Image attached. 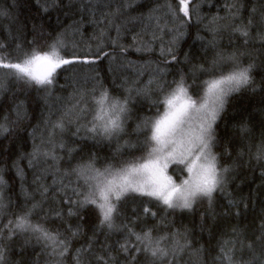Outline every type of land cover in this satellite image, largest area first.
<instances>
[{"label":"trees","instance_id":"trees-1","mask_svg":"<svg viewBox=\"0 0 264 264\" xmlns=\"http://www.w3.org/2000/svg\"><path fill=\"white\" fill-rule=\"evenodd\" d=\"M169 5L177 7L178 0H132L130 5H122L117 0H91L90 3L86 0L84 4L74 0L71 6H68V0H58V6H53L51 2L45 4L44 0H40V3L37 0H0V41L5 46L3 54L12 59L15 58L12 54L16 51V44L27 46L35 41L37 47H43L57 37L65 40L67 48L62 54L66 53L69 57L73 54L94 57L98 48L109 54L95 64L77 63L66 66L67 70H59L50 93L37 91L35 87H29L8 75V70H0V84L3 86L0 91V117H7L11 121L9 131L0 136V159L3 161L0 167L4 168L7 181L4 189L7 207L0 215V225L5 226L4 237L8 236L9 220L14 222L23 205L31 207V203L36 201L41 202L42 212L49 214L46 227L58 230L71 240L68 255L58 260L51 255V248L43 241L37 242L31 238L25 248V261H31V264H73L74 251L94 241L91 250L82 254L81 264H96L95 257L104 254L105 246L112 250L113 255L120 257L121 264H128L123 260V254L118 253V243L135 244L136 241L134 238L126 240L127 229H123L122 224L141 234L145 227L154 228V237L165 231L170 235L177 230L186 235L192 241V246L175 257L172 264H225L220 252L221 247L225 246L224 242L235 241L236 257H243L244 260L249 258L250 253L246 247L239 251L241 242L245 245L253 243L254 248L261 251L253 238L264 225V160L256 159L257 147L264 140L261 135L264 133V92H253L250 88H242L227 97L225 110L218 121V138L232 152V158L228 161L232 170L228 174L225 191L214 194V217H209V206L203 201L195 213L171 210L165 213L148 204L157 212V218L136 219L133 209L139 212L140 201L130 200L123 209V222L116 221L121 225V230L109 233L107 228L98 229L99 218L91 206L75 216L67 215L70 207L68 198L77 200L72 189L79 187L74 177L62 174L70 171L69 149H76L71 152L72 165L82 157L94 154L96 167L101 170L109 163H118L121 158L142 155L134 148L122 147V156L114 157L118 144L123 146L125 141L134 143L135 134H122L118 143L115 139L94 141L87 138L83 130L79 135H73L78 124H86L91 118L88 113L67 125L62 136H53L51 124L64 117L66 110L77 103L81 107H91L93 89L99 90L102 86L117 97L129 95L128 90H131L132 118L127 124L130 132L143 118L155 114V108H150V105L157 98L156 83L150 84V81L165 83L178 78L177 73L181 71L187 77L191 65L208 67L218 53H244L240 57L241 62L245 66L249 63L256 65L252 76L257 85L264 87V41L256 39L258 31L264 30L260 23L264 0H199L197 15L184 26L185 34L173 49L177 61L166 64L161 49H167L169 42L175 39L174 31L168 29L180 27V23L168 13ZM43 7H47L48 11H42ZM117 8H121L120 14L112 15ZM236 8L240 9L238 16L235 15ZM153 9H157L153 14L155 18H150ZM253 9L256 10L254 14ZM249 18L253 22L249 30L253 39L245 44L244 38L233 30V26L241 19L247 23ZM157 22L161 26L167 23V27L161 31ZM198 36L200 39H197ZM144 45H148L151 51L144 50ZM137 48L141 50L137 51ZM186 55L190 63L185 61ZM160 69L165 71L161 72ZM137 89L149 92V95H137ZM21 101L23 118L17 119L14 109ZM78 114V110H74L67 118H74ZM243 128L248 131H242ZM50 138L56 143L63 141L65 147L55 149L56 155L62 159L54 165L50 158L45 160L38 157L29 166L28 158L34 148L49 150ZM237 152L243 155L238 156ZM14 162L23 170L22 178L12 167ZM175 166L169 167V173L179 182L178 177L182 173L174 171L178 169ZM61 181L66 187L62 188ZM25 193L31 196V200L26 199ZM82 195L83 189L80 198ZM229 200L235 201L231 207ZM72 207L75 211V206ZM57 212L63 215L58 217ZM161 217L162 221L159 220ZM77 225L81 226L82 231L76 237H71L69 226L76 229ZM234 229L239 231L238 236ZM4 243L9 259H22L16 253V247L21 243L20 237L14 236L11 242L5 240ZM201 248L203 250L199 251ZM138 259L143 264V258Z\"/></svg>","mask_w":264,"mask_h":264},{"label":"snow or ice","instance_id":"snow-or-ice-1","mask_svg":"<svg viewBox=\"0 0 264 264\" xmlns=\"http://www.w3.org/2000/svg\"><path fill=\"white\" fill-rule=\"evenodd\" d=\"M45 4L51 2L53 6H58V0H44ZM74 0H68V6ZM84 4L86 0H79ZM90 3L91 0H88ZM122 5H130L132 0H117ZM199 0H178V6H168V13L171 17L180 23L174 31L175 39L169 42L167 49H161V55L165 56V63H175L177 56L174 53L176 42L185 34V25L192 21L194 15H197ZM40 3V0H37ZM42 11L47 12L48 8L43 7ZM153 9L149 14L150 18H155ZM253 9V14L255 13ZM121 8H117L112 15H118ZM240 9L236 8L235 15H239ZM2 15V13H0ZM252 19L247 23L243 19L233 26V30L244 38L245 44L253 37L250 35ZM261 28L264 29V13H261ZM157 27L163 31L167 23ZM35 30V28H34ZM197 39H200L198 36ZM256 39L264 41V30L258 31ZM144 50L151 51L148 45H144ZM67 44L63 38L57 37L54 42L45 44L43 47H37L36 42L32 41L23 46L15 45L14 59L4 55L5 46L0 41V70H8V75L14 77L17 81H23L29 87H35L37 91L43 90L50 93L55 85L59 70L66 66L83 63L95 64L97 60L108 56L107 52H101L98 48L94 57H79L73 54L69 57L65 52ZM137 48V51H140ZM244 53L233 52L225 55L218 53L208 67L203 65H191V70L186 77L181 71L177 73L178 78L165 83L150 81L156 83L157 98L151 101V107L155 108V114L145 117L141 123L136 124L131 131L127 129L128 121L132 118V109L130 108L131 96L125 95L117 97L110 94L107 88L101 86L99 90L93 89L91 93V107L88 105L80 106L74 104L72 109L66 110L65 116L51 124L53 136L60 135L66 131L67 125L75 123L81 117L88 113L90 119L86 124L77 125L73 135H79L84 131L87 138L94 141H111L115 139L117 143L124 135H136V141H125L123 146L117 147L115 156H122L121 148L136 149L142 155H132L129 159L121 158L116 164H107L103 170L96 167V157L94 154L81 158L80 161L72 165L71 152L76 149H69L70 171H65L64 176L74 177L79 187L72 189L77 200L68 198L70 207L67 215L75 216L82 213L83 209L91 206L99 218V228H107L109 233L120 231L121 225L117 220L123 222V209L131 200L140 201L139 212L133 209L136 219L157 218V212L153 207L159 208L165 213L175 211H187L195 213L199 211L198 205L206 201L210 218L215 216L214 212V194L217 191L223 193L226 188L229 172L232 165L228 161L232 158V152L223 144L222 139L218 138L217 127L221 114L225 110L227 97L233 92H239L242 88H250L253 92H264V87H260L254 81L252 76L255 64L249 63L245 66L240 57ZM170 57V59L168 58ZM185 61H188L187 55ZM164 72L165 69H160ZM264 83V82H262ZM0 84V91H2ZM137 95H149V92L137 89ZM23 107V101L16 105L17 119H22L20 109ZM74 110H78V115L74 118H67ZM199 116V122L195 127L191 126L192 114ZM7 117H0V136L9 131ZM247 132V128L241 129ZM264 136V133L261 134ZM143 136V139H141ZM49 150L45 151L42 147H35L29 155L28 163L31 166L37 161L38 157L45 160L51 159L54 165H57L62 157L56 155L55 149L64 148L61 140L56 143L50 138L48 141ZM220 148L221 151L214 149ZM80 151H83L81 149ZM242 156V152H237ZM256 159L264 160V140L257 147ZM0 163H3L0 159ZM178 164L182 167L174 171L182 173L178 177L179 182L173 180L172 176L167 175V169L170 164ZM16 169L17 176L22 178L23 170L15 162L12 165ZM62 188L66 187L61 181ZM7 187V181L4 178V168L0 167V215L7 207L5 203L4 189ZM81 189L83 195L81 197ZM46 192L47 189H44ZM27 200L31 196L25 193ZM142 198H147L144 200ZM235 201L229 200V206H233ZM75 206V211L73 207ZM41 210V211H38ZM61 217L63 214L57 212ZM239 215V213H235ZM83 220V217L80 216ZM203 220V214L201 215ZM49 220V214L42 212L41 202L33 201L31 207L27 204L21 207L16 220L8 222V236L4 237V227L0 225V264H31V261H25V248L34 238L37 242L43 241L46 246L51 248V255L58 260H63L70 251L71 240L63 236L58 230L49 229L46 224ZM163 220V217L159 218ZM135 223V219L133 220ZM123 229H127V237L134 238L135 244L126 242L118 243V253L123 254V260L128 264H172L173 259L185 249H190L192 241L178 230L167 231L153 236L154 228L145 227L142 234L133 231L127 224H122ZM203 227V225H201ZM71 237H76L82 231L81 226L76 229L69 226ZM238 236L239 231L233 230ZM14 236L21 238V243L16 247V253L22 259L13 261L9 259L4 241L11 242ZM183 237V243L181 238ZM254 242L259 245L261 251L254 248L253 243L244 244L241 242L239 251L246 247L250 256L247 260L243 257H236V242H224L220 252L225 264H264V225H261V231L254 236ZM94 241L81 249H76L72 256L73 264H81V257L84 252L91 250ZM231 246H228V245ZM201 248L199 251H202ZM96 264H121L120 257L113 255L112 250L105 246L103 255H96Z\"/></svg>","mask_w":264,"mask_h":264},{"label":"rangeland","instance_id":"rangeland-1","mask_svg":"<svg viewBox=\"0 0 264 264\" xmlns=\"http://www.w3.org/2000/svg\"><path fill=\"white\" fill-rule=\"evenodd\" d=\"M198 122H199V116H198V114L193 113V114H192V120H191V126H192V127H195V126L198 124ZM173 165H177V166H175L174 168H179V167H180L178 164H175V163L170 164L169 167H171V166H173ZM169 167H168V169H167V175L172 176V175L169 173ZM172 178H173V180H175L173 176H172Z\"/></svg>","mask_w":264,"mask_h":264},{"label":"bare ground","instance_id":"bare-ground-1","mask_svg":"<svg viewBox=\"0 0 264 264\" xmlns=\"http://www.w3.org/2000/svg\"><path fill=\"white\" fill-rule=\"evenodd\" d=\"M203 18H204V17H203ZM167 20H168V19H167ZM210 32H211V31H210ZM67 131H68V130H67ZM68 132H69V131H68ZM68 132H67V133H68ZM72 133H73V132H72ZM76 138H77V137H76Z\"/></svg>","mask_w":264,"mask_h":264}]
</instances>
